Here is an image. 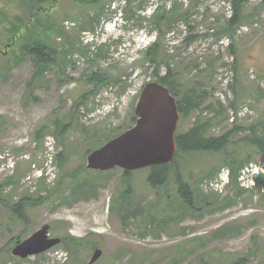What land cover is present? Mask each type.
<instances>
[{
    "label": "rangeland",
    "instance_id": "1",
    "mask_svg": "<svg viewBox=\"0 0 264 264\" xmlns=\"http://www.w3.org/2000/svg\"><path fill=\"white\" fill-rule=\"evenodd\" d=\"M15 1L0 0V51L13 42L0 56V264H86L96 247L102 255L95 264H264V184L242 187L228 162L242 158L243 167L264 171V155L241 140L251 125H264V0H244L230 34L220 27L232 14L231 0H103L92 27L81 17L89 8L76 0H45L35 14ZM174 4L186 17L176 16L162 43L181 93H199L198 107L179 113L176 133L208 118L209 134L232 131V142L225 151L181 154L162 187L149 186L150 167L129 171V178L121 168L87 169L86 151L135 124L141 90L155 80L142 49L155 39L148 19ZM47 23L56 61L38 74L34 55L15 60L24 29L47 33ZM93 73L110 80L94 88ZM57 117L74 125L60 142L49 132ZM176 172L192 190L188 210ZM219 174L229 178L221 192L208 186ZM56 185L59 193L52 192ZM44 225L60 243L13 256L15 245ZM69 236L80 246L68 249Z\"/></svg>",
    "mask_w": 264,
    "mask_h": 264
},
{
    "label": "trees",
    "instance_id": "2",
    "mask_svg": "<svg viewBox=\"0 0 264 264\" xmlns=\"http://www.w3.org/2000/svg\"><path fill=\"white\" fill-rule=\"evenodd\" d=\"M11 1V0H10ZM17 1V0H16ZM15 1V2H16ZM80 4L86 5L89 10L88 13L82 14V19H85V22L92 27V25L99 24L100 18L103 14V7H104V1L103 0H76ZM232 2V14L225 19L224 23L222 24V27H220L221 33H231L233 32L235 26H237L241 21L242 18V11L241 8L243 6L244 0H231ZM20 8L21 9H28L31 13L35 14V9L41 10L40 6H42L43 3H45V0H19ZM92 10L94 12V15L92 14ZM180 7L177 4L171 5L170 10H166L165 8L162 12H156L154 13L148 20L151 19V23L154 26L155 30V40L148 44L143 50H144V59L148 63H150L153 67V75L155 77L154 81H157L165 86H167L177 99V107L178 111L182 115H186L190 110L197 108V98L199 97V93L195 90L194 87L190 88L188 91L181 93V89L179 87L178 81L173 76V70L170 68V63L168 62L169 53L166 51L164 45L162 42H164V38L167 34V30L170 27L171 22L175 21L176 16H179L181 18L186 17V13L181 11L179 12ZM6 13V12H5ZM4 11H1L0 9V15L5 16L6 14ZM16 16H13V24H11V28L9 32L11 34L14 33L15 27H17V24H14V21L16 20ZM6 18H4L5 20ZM22 22L21 17L19 18ZM21 28H24L23 26H20ZM49 23H47V33L45 31H41L36 35V32L34 30H31L29 32L28 29H24V31L21 33V45L19 46L20 54L15 62H18L22 60L23 56L27 55H34L33 57L36 59L38 67L40 68L38 74L44 73L46 69H48L50 66L55 64L56 57L54 55L55 49L53 48V44L50 43V36L51 33L48 31ZM217 35V34H215ZM219 36V35H217ZM23 45V46H22ZM73 45V44H72ZM229 49L234 51V45L233 41L231 44L228 45ZM74 48L70 49L72 51ZM163 68L164 72L162 75H159L161 69ZM59 70H62L61 66H58ZM92 81H96L95 87L102 86L106 84L108 80H110V76H107L105 74L97 75L96 73H93ZM95 83V82H94ZM236 95V93H234ZM80 104H84V96L82 97V100L79 101ZM234 102H232V105ZM132 120H135V117L132 116ZM209 119H197L194 124L185 132L182 133H176L175 135V142H176V156L173 162L169 164L164 165H157L150 167L149 173L147 175V181L149 183L150 187H162V185L165 184L167 179L170 176V169L176 165L178 159H180L181 154L186 155H194L199 152H220L225 151L228 145L232 142L229 137L232 134V131L226 132L225 134L221 136H212L209 134ZM73 120L70 119L68 122L63 121L61 118L57 117L54 121V127L52 128V131H49L56 140L59 142L61 139H63L65 136V132L69 131L68 129L73 128ZM249 134L246 137H243L241 140H245V142H248L249 145L254 147L259 153L264 155V125L258 124V125H251L249 128ZM41 137L40 130H37L35 132V138L36 140H39ZM112 136H108L105 138L104 141H101L102 143L108 141L111 139ZM99 147L102 145L101 143H98ZM61 145L65 146V143H61ZM98 148V147H97ZM93 148L85 152V155H88ZM96 149V148H95ZM56 161L59 162V164L63 163V157L56 156ZM231 161L228 159V162L234 166V169L232 168L231 176L233 177L235 174V170L239 169L244 163V160L242 158H230ZM129 171H125V175L129 178L130 176ZM14 181L13 178L8 179L5 184L12 183ZM61 180H58L57 184L59 185ZM259 184H264V175L260 176L258 178ZM175 183L177 185V193L180 196L181 202L183 201L185 209H190L192 207V190L189 184L183 181L180 174L176 172L175 175ZM58 185H56L53 189V193H59L58 192ZM2 186V185H1ZM49 190V194L52 193ZM129 194V193H127ZM127 194L124 195V197H129ZM61 203L64 202V197H59ZM122 205L124 203H121ZM182 204V203H181ZM122 208L119 207V217L124 222L127 220V216L120 213V210ZM67 242L69 243L70 250L76 249L78 246H80L81 241L76 239L75 237L69 236L67 239ZM238 264V263H236Z\"/></svg>",
    "mask_w": 264,
    "mask_h": 264
},
{
    "label": "water",
    "instance_id": "3",
    "mask_svg": "<svg viewBox=\"0 0 264 264\" xmlns=\"http://www.w3.org/2000/svg\"><path fill=\"white\" fill-rule=\"evenodd\" d=\"M135 124L113 137L87 156V167L108 170L121 167L136 170L169 163L176 152L175 130L179 119L176 99L168 87L158 82L146 83L135 106ZM48 225L35 231L12 249L20 258L46 251L60 242L48 237ZM102 254L95 249L87 264Z\"/></svg>",
    "mask_w": 264,
    "mask_h": 264
},
{
    "label": "flooded vegetation",
    "instance_id": "4",
    "mask_svg": "<svg viewBox=\"0 0 264 264\" xmlns=\"http://www.w3.org/2000/svg\"><path fill=\"white\" fill-rule=\"evenodd\" d=\"M12 44H13V43H12ZM6 48H7V49H9V48H10V47H9V44H7V45L5 46V49H6Z\"/></svg>",
    "mask_w": 264,
    "mask_h": 264
}]
</instances>
